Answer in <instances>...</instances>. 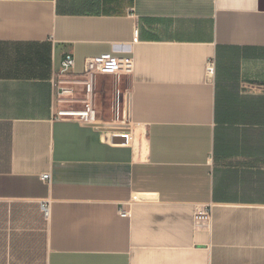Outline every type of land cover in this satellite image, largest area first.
<instances>
[{
  "label": "crops",
  "instance_id": "crops-1",
  "mask_svg": "<svg viewBox=\"0 0 264 264\" xmlns=\"http://www.w3.org/2000/svg\"><path fill=\"white\" fill-rule=\"evenodd\" d=\"M69 53L132 59L92 97L127 133L58 117ZM42 202L45 264H264V0H0V259Z\"/></svg>",
  "mask_w": 264,
  "mask_h": 264
},
{
  "label": "built area",
  "instance_id": "built-area-1",
  "mask_svg": "<svg viewBox=\"0 0 264 264\" xmlns=\"http://www.w3.org/2000/svg\"><path fill=\"white\" fill-rule=\"evenodd\" d=\"M76 60L73 54H66L61 62V71L57 74L56 82V96L58 104L64 103H81L85 109L77 110H63L59 112V116L67 115L76 118L80 123L92 126H100L96 121V111L93 109L92 97L94 94V82L97 75H113L116 77L122 76V74H130L133 69V62L131 58H122L115 56H102L97 58H89L85 62L84 72L79 79L68 78L75 69ZM215 70L214 62H209L207 65V71L213 73ZM79 86L82 87V91L85 95L83 99L74 98L78 93ZM126 124L123 122L122 125ZM128 126V125H127ZM126 133V132H124ZM123 138L126 135L122 136ZM42 180L45 182L51 181L50 174L42 176ZM42 210L45 212L47 218H49V203L42 202ZM121 213L126 215L125 210H121ZM210 219V212H199L196 217V223L200 224L205 220Z\"/></svg>",
  "mask_w": 264,
  "mask_h": 264
},
{
  "label": "rangeland",
  "instance_id": "rangeland-1",
  "mask_svg": "<svg viewBox=\"0 0 264 264\" xmlns=\"http://www.w3.org/2000/svg\"><path fill=\"white\" fill-rule=\"evenodd\" d=\"M122 76H127V74H122ZM112 83H114L118 77L108 76L106 77ZM78 93L74 98L83 99L85 95L82 91V87H78ZM65 109L70 110L71 107L76 108L77 110H84L85 107L81 103H64L61 104ZM109 114V120L114 118V113L111 111L107 112ZM104 115L101 113H97L96 121L99 122L100 125H105L108 130L114 132H128L127 124L122 125L123 123H103L105 120ZM112 121V120H111ZM121 140H125L121 138ZM8 226L11 229H14L16 232V225H18V232L24 233L23 235H19V240L21 237L24 238V253L19 258H10L8 260L0 259V264H45L46 254H47V222L48 218L45 215V212L42 210L41 204H25L23 207H19L17 211L12 214L11 212ZM0 218H6L4 215L0 213ZM14 221V223H13ZM18 222V223H17Z\"/></svg>",
  "mask_w": 264,
  "mask_h": 264
}]
</instances>
